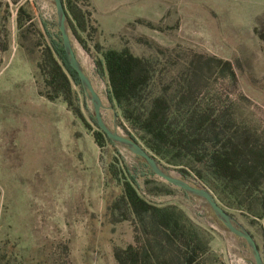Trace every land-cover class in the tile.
Wrapping results in <instances>:
<instances>
[{
	"label": "rangeland",
	"instance_id": "rangeland-1",
	"mask_svg": "<svg viewBox=\"0 0 264 264\" xmlns=\"http://www.w3.org/2000/svg\"><path fill=\"white\" fill-rule=\"evenodd\" d=\"M82 7L90 14V37L82 35L88 50L67 30L109 129L125 136L96 73L94 46L124 43L138 56L179 58L185 74L195 76L199 101L264 143V42L255 33L264 34V0H89ZM42 21L56 36L53 0H0V53L20 52L13 60L0 54V264H116L114 247L132 244L133 234L129 224L112 226L106 218L107 202L119 192L107 168L116 153L128 167L142 159L119 145L98 147L92 103L71 78L72 108L41 94L37 64L52 44ZM183 192L174 187L156 203L177 206L203 229L217 264H255L247 243L204 200ZM225 211L253 236L264 261L263 223L251 226L240 213Z\"/></svg>",
	"mask_w": 264,
	"mask_h": 264
},
{
	"label": "trees",
	"instance_id": "trees-1",
	"mask_svg": "<svg viewBox=\"0 0 264 264\" xmlns=\"http://www.w3.org/2000/svg\"><path fill=\"white\" fill-rule=\"evenodd\" d=\"M62 1L67 29L88 50L82 35L90 37V14L82 6L89 0ZM22 23L20 13L21 29ZM41 23L52 40L37 64L46 89L41 94L51 102L62 99L72 108L70 81L81 88V80L71 68L59 30L53 36L51 24ZM255 33L264 42V34ZM94 50L96 73L107 85L108 102L125 137L139 143L167 170L177 171L183 181L191 185L194 179L193 187L210 190L225 210L240 213L251 226L262 222L259 228L264 232V143L251 130L226 120L225 111L201 103L195 76L185 74L179 58L166 52L156 58L138 56L124 43L107 48L96 44ZM94 125L98 147L116 148L95 121ZM107 173L119 192L107 202L106 218L112 226L129 224L133 234L132 244L114 247L116 264L219 262L203 229L177 206L156 203L169 197L174 186L159 181L145 161L128 167L116 153Z\"/></svg>",
	"mask_w": 264,
	"mask_h": 264
},
{
	"label": "water",
	"instance_id": "water-1",
	"mask_svg": "<svg viewBox=\"0 0 264 264\" xmlns=\"http://www.w3.org/2000/svg\"><path fill=\"white\" fill-rule=\"evenodd\" d=\"M53 2L57 14L58 29L62 36L65 52L67 54L72 69L79 75L82 87L86 93L87 98L92 103L94 110V119L98 127L108 136V138L114 144L121 146L134 156L145 161L147 166L153 171L157 178L165 181L171 186H174L184 191L188 195L204 200L210 207L214 215L217 217V219L229 230V232L235 235L236 237L243 239L247 243L253 255L255 264H264L259 247L256 241L254 240L253 236L242 226H240L237 221L218 204L215 197L210 191L204 188L193 187L192 185L183 180L172 177L164 170L161 164L155 158H153L139 143L120 135L116 131L109 129L106 126L102 117L103 106L101 99L95 91L88 76L82 69L78 58L73 50L70 36L67 30V14L64 8L63 1L53 0Z\"/></svg>",
	"mask_w": 264,
	"mask_h": 264
},
{
	"label": "crops",
	"instance_id": "crops-1",
	"mask_svg": "<svg viewBox=\"0 0 264 264\" xmlns=\"http://www.w3.org/2000/svg\"><path fill=\"white\" fill-rule=\"evenodd\" d=\"M17 12V11H16ZM17 23H18V21H17ZM17 28H16V35H19L20 34V30H21V28L19 27V25L17 24V26H16ZM16 52V53H15ZM1 55H6L5 57H7L6 59H8V60H13L14 59V57L15 56H17V55H19L20 54V52H17V51H14V52H10V51H4L3 53H0Z\"/></svg>",
	"mask_w": 264,
	"mask_h": 264
}]
</instances>
